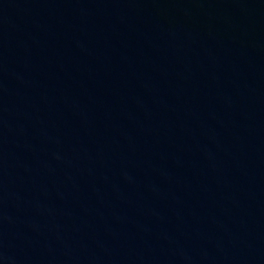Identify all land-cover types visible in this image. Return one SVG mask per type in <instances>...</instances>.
Segmentation results:
<instances>
[{
    "label": "water",
    "instance_id": "95a60500",
    "mask_svg": "<svg viewBox=\"0 0 264 264\" xmlns=\"http://www.w3.org/2000/svg\"><path fill=\"white\" fill-rule=\"evenodd\" d=\"M0 264H264V0H0Z\"/></svg>",
    "mask_w": 264,
    "mask_h": 264
}]
</instances>
